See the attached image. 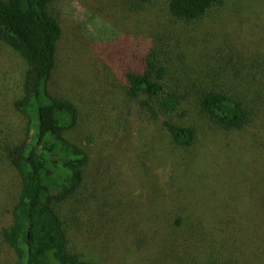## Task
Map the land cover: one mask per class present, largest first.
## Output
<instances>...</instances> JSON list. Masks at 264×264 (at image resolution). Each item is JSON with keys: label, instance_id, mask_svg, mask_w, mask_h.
<instances>
[{"label": "rangeland", "instance_id": "rangeland-1", "mask_svg": "<svg viewBox=\"0 0 264 264\" xmlns=\"http://www.w3.org/2000/svg\"><path fill=\"white\" fill-rule=\"evenodd\" d=\"M63 35L50 90L79 110L68 139L90 160L76 196L58 209L70 250L98 264H264V0H223L180 20L169 0H52ZM160 43L189 73L236 94L244 128L210 119L196 99L154 115L127 95L124 67ZM26 59L0 40V264H19L2 235L22 177L9 152L26 138L16 108ZM197 129L177 144L165 121Z\"/></svg>", "mask_w": 264, "mask_h": 264}, {"label": "trees", "instance_id": "trees-1", "mask_svg": "<svg viewBox=\"0 0 264 264\" xmlns=\"http://www.w3.org/2000/svg\"><path fill=\"white\" fill-rule=\"evenodd\" d=\"M51 2L0 0V40L28 62L24 95L16 102L27 119L26 138L9 152V160L21 174L22 191L13 209V222L2 229V235L15 249L19 264H98L70 250L58 209L80 191L90 156L86 148L66 136L78 123V107L50 90L63 35L50 13ZM221 3L223 0H169V10L177 19L194 21ZM148 44L124 67L130 98H141L140 104L154 115H170L196 99L202 112L219 125L230 130L244 128L250 110L236 94L204 80L198 84L180 57L158 42ZM165 126L177 144L189 147L196 142L195 126L169 119Z\"/></svg>", "mask_w": 264, "mask_h": 264}]
</instances>
